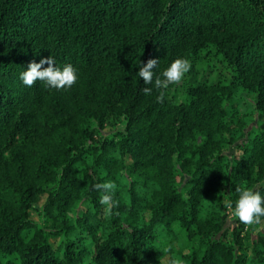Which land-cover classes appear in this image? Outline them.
Segmentation results:
<instances>
[{
    "label": "trees",
    "instance_id": "1",
    "mask_svg": "<svg viewBox=\"0 0 264 264\" xmlns=\"http://www.w3.org/2000/svg\"><path fill=\"white\" fill-rule=\"evenodd\" d=\"M49 56L74 85L20 81ZM177 56L143 93L139 60ZM242 186L264 193V0H0V264H264V218L224 227Z\"/></svg>",
    "mask_w": 264,
    "mask_h": 264
},
{
    "label": "clouds",
    "instance_id": "2",
    "mask_svg": "<svg viewBox=\"0 0 264 264\" xmlns=\"http://www.w3.org/2000/svg\"><path fill=\"white\" fill-rule=\"evenodd\" d=\"M159 63L158 58H149L147 62L139 60L138 77L143 78V93L150 94L153 89H160L158 99H162L165 89L169 85L181 81L191 68L188 58L177 56L168 62L167 66L156 71ZM47 66H44V65ZM20 81L28 86L36 81L44 82L48 87L54 89L70 88L78 79V69L71 63H64L57 66L55 58L52 56L41 58L38 62H29L26 68L19 72ZM92 187L101 192L100 203L106 210H111L117 205L114 199L116 183L113 180L97 182ZM238 193L234 201H228V208L232 215L244 224L259 223L264 218V193L248 186L238 187Z\"/></svg>",
    "mask_w": 264,
    "mask_h": 264
},
{
    "label": "rangeland",
    "instance_id": "3",
    "mask_svg": "<svg viewBox=\"0 0 264 264\" xmlns=\"http://www.w3.org/2000/svg\"><path fill=\"white\" fill-rule=\"evenodd\" d=\"M210 63H211V58H207V57H205V58H203V59L197 64V67H198L199 70H202L205 66H207V65L210 64ZM34 216H35V215H33V217H34ZM35 217H36V216H35ZM236 219H237V218L234 217V216L232 215V211H231V209L228 208V209L226 210V221H225V225H224V227H225V228H226V227H231V226L237 224V220H236ZM176 228H177V227H176ZM177 229H178V228H177ZM178 232L180 233V236H182V237L185 236V233H184L183 231L178 230ZM163 261L165 262V261H166V258H164Z\"/></svg>",
    "mask_w": 264,
    "mask_h": 264
}]
</instances>
